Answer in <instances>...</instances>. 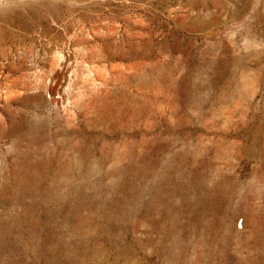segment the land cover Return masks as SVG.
<instances>
[{
    "label": "rangeland",
    "instance_id": "1",
    "mask_svg": "<svg viewBox=\"0 0 264 264\" xmlns=\"http://www.w3.org/2000/svg\"><path fill=\"white\" fill-rule=\"evenodd\" d=\"M0 264H264V0H0Z\"/></svg>",
    "mask_w": 264,
    "mask_h": 264
}]
</instances>
